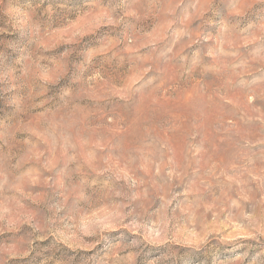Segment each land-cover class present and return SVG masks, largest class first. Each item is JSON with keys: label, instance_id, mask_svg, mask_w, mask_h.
Listing matches in <instances>:
<instances>
[{"label": "rangeland", "instance_id": "1", "mask_svg": "<svg viewBox=\"0 0 264 264\" xmlns=\"http://www.w3.org/2000/svg\"><path fill=\"white\" fill-rule=\"evenodd\" d=\"M0 264H264V0H0Z\"/></svg>", "mask_w": 264, "mask_h": 264}]
</instances>
